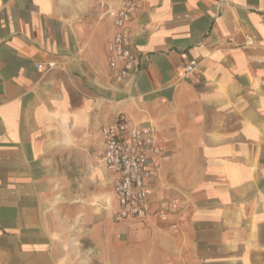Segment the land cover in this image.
Wrapping results in <instances>:
<instances>
[{
  "label": "crops",
  "instance_id": "crops-1",
  "mask_svg": "<svg viewBox=\"0 0 264 264\" xmlns=\"http://www.w3.org/2000/svg\"><path fill=\"white\" fill-rule=\"evenodd\" d=\"M101 2L114 0H0V264H83L84 210L68 199L81 189L63 165L76 159L80 179L119 117L155 125L168 158L150 196L175 204L121 223L107 264H264V0H142L122 80ZM99 163L112 216L115 175Z\"/></svg>",
  "mask_w": 264,
  "mask_h": 264
},
{
  "label": "built area",
  "instance_id": "built-area-1",
  "mask_svg": "<svg viewBox=\"0 0 264 264\" xmlns=\"http://www.w3.org/2000/svg\"><path fill=\"white\" fill-rule=\"evenodd\" d=\"M142 0H114L112 4L101 2L106 6L113 31L106 38L107 63L113 77L122 80L131 71L136 60V54L131 48V30L129 22L133 14L141 6ZM192 64L185 71L192 69ZM39 69L48 70L52 63H39ZM101 149L99 159L111 171L113 191L117 208L112 215L116 223L128 222L132 219H142L154 214L158 219H164L171 213L172 204L160 196L155 201L150 196L147 181L152 176V163L156 168L161 161L167 160L164 146L156 135V127L148 122L140 125H129L128 120L119 117L111 123L101 126Z\"/></svg>",
  "mask_w": 264,
  "mask_h": 264
},
{
  "label": "rangeland",
  "instance_id": "rangeland-1",
  "mask_svg": "<svg viewBox=\"0 0 264 264\" xmlns=\"http://www.w3.org/2000/svg\"><path fill=\"white\" fill-rule=\"evenodd\" d=\"M85 152L90 154L92 159L89 164V159H81V176L79 178L76 159H66V164L63 165L67 176V188L73 190L74 187L80 188L79 193L71 196L68 199H76L83 207V226L84 231L81 236V243L83 252L81 263L83 264H107L111 261L112 252H120L121 242L128 235L127 231L119 228L121 223H116L112 220L111 211L108 204L110 196V187L107 185L105 173L99 175L97 170L101 169L99 163L98 151L91 147L86 149ZM93 166V176H91L90 167ZM95 171V172H94ZM78 173V174H77ZM76 174V179H74ZM78 176V178H77ZM80 182V184H78ZM172 204V211L174 209V199L165 196ZM90 207H92L90 212ZM91 213V214H90ZM170 214V213H169ZM168 216V215H167ZM89 225L91 227H89ZM127 229L132 235L136 234L138 228L134 225H127ZM91 230V234L89 231ZM126 231V232H125ZM78 236V234H77ZM93 238V252L84 251L87 248V237ZM114 243V248H111L110 243Z\"/></svg>",
  "mask_w": 264,
  "mask_h": 264
}]
</instances>
